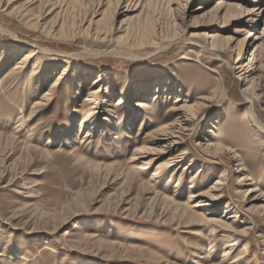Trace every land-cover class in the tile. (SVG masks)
Returning a JSON list of instances; mask_svg holds the SVG:
<instances>
[{"label":"rangeland","instance_id":"374dc122","mask_svg":"<svg viewBox=\"0 0 264 264\" xmlns=\"http://www.w3.org/2000/svg\"><path fill=\"white\" fill-rule=\"evenodd\" d=\"M0 264H264V0H0Z\"/></svg>","mask_w":264,"mask_h":264},{"label":"bare ground","instance_id":"6f19581e","mask_svg":"<svg viewBox=\"0 0 264 264\" xmlns=\"http://www.w3.org/2000/svg\"><path fill=\"white\" fill-rule=\"evenodd\" d=\"M258 38H260V37H258ZM258 38H256V39H258ZM261 39V38H260ZM256 48L258 47V49H260L261 47L260 46H255ZM256 50V49H255ZM35 55V52L33 51V52H31L30 54H25L24 56H23V59H22V62L20 63L21 64V67L23 66V65H25L33 56ZM241 62L239 61L238 62V64H240ZM20 66H18V67H16V69L15 70H18V69H20L21 68ZM67 71V70H66ZM12 74V73H11ZM64 74H66V73H64ZM60 80H61V78H59L56 82H55V84L53 85V88H56V87H58L59 86V84H60ZM49 94V93H48ZM47 94V95H48ZM91 94H94V92H91ZM120 104V103H119ZM138 106H140V107H142V108H146L147 107V105H146V103L145 102H139L138 103ZM181 110V109H180ZM248 115H249V113H247ZM182 115V114H181ZM251 117H252V115H250ZM254 116V115H253ZM190 117L189 116H187V115H185V113H184V115H182V116H179L178 117V119H177V121H176V124L175 125H173V126H170L168 129L169 130H166L165 131V134H164V136H165V139L164 140H167V142H169V141H171V139L173 140H175V141H171V143H170V145L169 146H172V144L174 145H177L178 144V140H182V138H184L186 135H185V133L183 132V131H187V129H185V127H187V125H189V126H192L191 125V120L193 119H189ZM257 122V121H256ZM188 128V127H187ZM191 129V128H190ZM191 131V130H190ZM167 148H170V147H166V149ZM165 150V149H164ZM171 150V149H170ZM160 154H164L165 153V151H160L159 152ZM157 160V159H156ZM169 161H168V165H169V167H171V163H173V162H175L174 161V158H170V159H168ZM155 161V159H152V161H150V163H153ZM209 192V191H208ZM207 193V192H206ZM199 196H201L200 194L199 195H197L196 197H199ZM194 197V196H193ZM235 242V241H234Z\"/></svg>","mask_w":264,"mask_h":264}]
</instances>
